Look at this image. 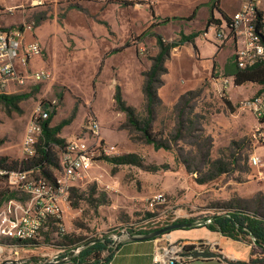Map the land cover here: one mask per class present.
<instances>
[{"label": "rangeland", "instance_id": "374dc122", "mask_svg": "<svg viewBox=\"0 0 264 264\" xmlns=\"http://www.w3.org/2000/svg\"><path fill=\"white\" fill-rule=\"evenodd\" d=\"M55 1L50 0L43 9L26 12L29 17L25 26L31 24L35 28L40 19L48 18V25L54 28L48 41L55 53L51 65L56 67L50 81L31 84L28 92L19 93L27 97L17 105L0 103V168L6 171L22 170V161H27L22 157L21 144L32 112L39 103L51 105L55 113L52 126L74 116L60 137L67 141L72 135H79L86 137L89 144L94 142V137L86 134L83 126L87 115L98 118L96 108L101 77L95 69L90 72L77 69L75 47L85 35L81 30H62L65 1ZM71 1V7L83 9L79 0ZM209 1L93 0L88 4L99 10L92 25L93 35L101 41L109 38L115 49L126 45V52L115 53L113 70L103 80L107 99L103 112L109 126L113 124L111 136L124 132L127 139L121 144L104 139L102 133L101 137L106 143L117 145L122 155H138L144 168L116 166L105 157L97 158L86 182L88 196L80 197L73 190L70 206L65 207L66 234H58L51 221L29 245L21 243L18 246L2 239L0 243L5 250L2 254L0 251V264L5 261L13 262L10 264L46 263L52 261L58 251L76 249L89 241L112 240L122 233L156 231L180 220L211 223L214 217L228 209L264 216V180L255 177L248 163L253 150L254 120L248 113L239 111L243 101L257 94L252 84L236 88L219 82L218 78L227 77L224 70L217 69L212 80L203 83L204 87L201 85L190 91L192 94H185L180 109L175 107L181 98L171 107L154 105L153 129L159 141H173L171 150H157L146 143L143 133L134 131L127 115L116 107L114 95L116 87L120 86L124 101L136 109L137 119L147 118L143 73L151 68L152 59L159 53L155 35L171 42L180 39L181 31L196 32L199 20L191 16L198 4ZM249 1L211 2L234 15ZM205 6H201L197 17L207 12L210 18L209 8ZM206 27L207 23L202 24V34ZM66 43L69 44L68 52L64 49ZM230 43L226 41L222 47ZM233 56L234 53L231 58ZM43 58H49L45 49ZM227 101L232 103L231 107ZM218 161L226 165V172L201 184L200 180L213 175L212 163ZM155 168L158 170H151ZM32 176L43 178L38 171ZM157 194L164 195L165 201L150 208V200ZM0 195L21 201L28 198L12 189L6 177H0ZM242 243L255 252L254 259L264 258L261 248Z\"/></svg>", "mask_w": 264, "mask_h": 264}, {"label": "built area", "instance_id": "2783aa9c", "mask_svg": "<svg viewBox=\"0 0 264 264\" xmlns=\"http://www.w3.org/2000/svg\"><path fill=\"white\" fill-rule=\"evenodd\" d=\"M44 3L46 0H38ZM2 8L0 6V14ZM260 14H263L260 17ZM264 0H250L230 17V24L224 22L221 27L213 26L202 34L207 38L214 30L219 46L226 41L231 42L234 49V62L240 69H248L256 64H264ZM25 29L33 27L3 28L0 26V95L11 94V85L18 88L28 83H43L52 78L51 71L46 66H40L35 71H19L18 66L27 67L36 58L44 57V49L39 41L27 43ZM232 77L223 81L228 85ZM240 111L254 116L263 124L264 121V88L256 95L242 102ZM52 112L51 105L39 103L34 108L21 144V154L25 160L33 159L37 155V146L42 137L43 125ZM83 130L94 137L89 144L84 136H75L66 143L65 149L60 153L61 171L54 183L42 177L34 178L32 173L20 171H6L0 168V177H6L9 186L28 198L25 201L10 199L0 208V241L2 239L14 243L34 241L41 231L51 221L59 227L62 234L64 228L65 207L70 206V193L80 188L90 178L96 159L100 157L112 158L118 150L116 145L106 143L102 137V127L99 119L89 114L86 117ZM253 150L249 155L248 163L255 172V177L264 179V126H258L251 134ZM165 201L164 195L157 194L150 200L149 207ZM137 232V231H136ZM122 233L113 238L112 250H117L118 242L126 236L149 232ZM14 245V244H13ZM193 245L184 241H171L158 244L153 256L154 264H191L193 260L189 248ZM116 249V250H115ZM4 248L0 243L1 254ZM66 250L58 251L52 259L54 262L65 255ZM0 254V255H1ZM47 263V262H46ZM45 264V263H41Z\"/></svg>", "mask_w": 264, "mask_h": 264}, {"label": "crops", "instance_id": "0c3cea01", "mask_svg": "<svg viewBox=\"0 0 264 264\" xmlns=\"http://www.w3.org/2000/svg\"><path fill=\"white\" fill-rule=\"evenodd\" d=\"M64 1L65 2L63 6H65L66 8V16L64 18L62 30H81L85 35L84 38H81V40H79L75 47L74 60H76L77 62V69L81 70L82 72L86 69H88L89 72L90 70L95 69L97 74L101 77L102 82L99 83L101 87H99L98 91V106L96 109L97 116L99 118V121L101 122L102 135L104 139L109 140L110 142L124 144L125 140L127 139L126 133H117L113 136H111L110 134V129L113 127V124L109 126L103 112L107 101V99L105 98V91L103 89V80L109 77L110 72L113 70L112 63L114 62L115 53H119V51L121 50L123 51V53L126 52V45L120 47L119 49H115V44L111 42L109 38L101 41L98 37L93 35L92 25L95 17L99 14V10L96 9V7L88 5L91 4L93 0H79L81 6H83V9H80L78 7H71V3L73 2L71 0ZM48 2H50V0H46L42 4L39 3L38 0H0V6L2 8V12L0 14V26L3 28L26 27V18L29 17V15H27L26 13L27 10L34 11L43 9ZM54 2L56 1L54 0ZM209 2L201 3L196 6V9L199 6L200 7L198 8L196 17L194 18V20H196L197 18V20H199L197 31L194 32L199 34V36L195 39V43H188L173 49L168 60L165 63V68L167 71L160 75V84L156 88V93L158 98L160 99V104L164 106H173L186 93L193 91L199 86L203 85L205 81H211L213 78L212 73L214 65H217V69L224 70L225 66L230 61L229 58H231L234 53L235 47L234 45H232V43L228 44L226 47L219 46L214 30L210 31L207 38H204L202 36V33L200 32L202 24L205 25L209 18L207 12H203V15H201V17H197V14L200 8L204 7ZM223 11L229 17L232 16L230 12L224 9ZM210 15L211 14L209 9V16ZM214 17L215 19L221 20L223 22V18L218 12L215 13ZM47 19H40L37 22L36 27L32 30L25 29V40L27 43H31L35 40L39 41L43 49L46 50L49 58L47 60H44L43 57L36 58L32 60L27 67L19 65L18 69L21 72H24L26 70L35 71L40 66H46L51 71L53 78L55 74L53 69L54 67H56V65H51V58L55 56V53L52 43L48 41V36L54 31V28H51L48 25ZM56 31L59 33L58 28H56ZM181 32H184L186 35L191 34L186 33V31ZM68 46V43L64 45V49L67 52L69 51ZM218 81L222 82L223 77L218 78ZM31 84L40 83L30 82L22 88L11 85V94L28 92L29 86ZM229 84L236 87L234 85V79H230ZM252 86L256 88L255 92L260 91L262 88V86L257 84H252ZM242 87L243 86L236 88ZM249 115L254 120V126L252 130H254L258 126H264V121L263 124H259L254 116H252L251 114ZM75 136L76 135H72L71 138H69L67 141L65 140L66 143ZM117 150V156L114 157L122 156L121 150L118 146ZM73 190L85 191L86 184L82 185L80 188ZM169 240L184 241L193 245L195 252H209L216 255L213 258L193 257L191 264H227L217 255H223L230 261L242 262L244 264H250V260L252 258V251L250 246L242 242L234 241L232 239L224 237L219 233L211 232L206 227H198L191 229L174 230L156 239L125 242L121 244L119 248L114 252L110 264H154L153 256L157 245L161 243H167Z\"/></svg>", "mask_w": 264, "mask_h": 264}, {"label": "trees", "instance_id": "16d2710c", "mask_svg": "<svg viewBox=\"0 0 264 264\" xmlns=\"http://www.w3.org/2000/svg\"><path fill=\"white\" fill-rule=\"evenodd\" d=\"M212 1V0H211ZM206 4L210 9V18L207 22L206 30L213 26L221 27L224 22L230 24V17L220 8L212 2ZM200 7V6H199ZM193 12L191 18L196 17V12L198 8ZM218 12L222 18L221 20L215 19L214 15ZM263 14H260L262 17ZM153 17H155L153 13ZM169 19L165 20V23ZM264 25L260 26L259 29H262ZM23 28V27H21ZM199 36L198 33H191L186 35L184 32L180 33V39L177 41L166 42L161 35H155L157 38V46L159 48V53L156 57L152 59L153 63L151 68L143 73L145 78L143 85V93L147 100V118L143 121H140L136 117V109L128 106L123 99L121 88L118 86L114 95L116 102V107L119 111L125 113L128 118V123L134 129V131L143 133L146 143L153 145L155 149L160 150H171L172 142L170 141H159L158 136L153 129V120H154V105L160 104V99L157 96L156 88L160 84V75L165 73L167 70L165 68V63L168 60L170 53L173 49L183 46L185 44H194L195 39ZM235 58L233 57L224 68V76L232 77L234 79V85L236 87H241L246 84H257L264 88V64L259 63L255 66L248 69H240L234 62ZM217 70V65H214L212 76H215ZM204 87V84L202 85ZM189 95L192 92L188 93ZM27 95L14 94V95H0V103H3L7 106H15L18 102L26 98ZM185 95L181 97L179 103L176 105L175 109L178 110L181 107L182 102L185 99ZM228 106H232L230 101L226 102ZM52 113L50 114L49 119L43 125L42 137L37 146V155L30 160L22 161V170L20 172H29L34 173L38 171L41 173L44 179L50 183L56 181V176L61 171L60 163V153L66 147V141L60 134L62 130L70 125L74 120V116L70 119L63 120L58 125L52 126ZM180 135V134H179ZM179 135H176V138H179ZM175 139V138H174ZM108 162L116 166H136L144 168V163L141 158L136 154H125L119 157L105 158ZM212 168L214 170L213 175L209 178L200 180L201 184L215 180L218 176L226 172V165L221 161L213 162ZM152 171H157L158 169H151ZM216 171V172H215ZM76 194L81 196H88L85 191L76 190ZM72 194V193H71ZM6 196L0 195V205L10 200L6 199ZM71 198V196H70ZM92 199V197H91ZM184 222H195L192 220H183ZM53 225L58 231V234H62L58 226L55 225V221H52ZM200 227H206L208 230L214 233H219L224 237L232 239L234 241L246 242L250 245L258 246L261 248V253L264 254V216L259 215L258 213H249L243 210H233L228 209L226 213L218 215L213 218L211 223L204 224ZM198 228V227H194ZM154 231H149L151 233ZM146 233V234H147ZM145 234V233H144ZM29 245L33 241L19 242L15 243L16 245ZM63 246V245H62ZM85 246L81 252L73 256L70 261L61 264H110L114 250H112V241L110 239H98L85 243ZM194 247H190L191 251ZM73 250V249H71ZM70 249L66 251L65 255L61 256L59 260H63L69 255ZM116 250V249H115ZM255 252L251 253L250 264H263L264 258L254 259Z\"/></svg>", "mask_w": 264, "mask_h": 264}, {"label": "water", "instance_id": "95a60500", "mask_svg": "<svg viewBox=\"0 0 264 264\" xmlns=\"http://www.w3.org/2000/svg\"><path fill=\"white\" fill-rule=\"evenodd\" d=\"M175 222V221H174ZM173 222V223H174ZM170 224V225H167L161 229H158L154 232H151V233H145V234H138V235H129V236H126L124 237L123 239H121L118 244H117V248H119V246L125 242H128V241H138V240H151V239H156V238H159L171 231H174V230H178V229H191V228H194V227H200L204 224H207L206 221H202V222H185V223H175V224ZM85 246H82V247H79V248H76V249H73L69 252V255L67 257H65L63 260H60L58 262H54V261H50V262H47L45 264H61V263H65L67 261H70L71 258L73 256H76L78 255L81 250L84 248ZM192 256L194 258H213L215 257L216 255H214V253H209V252H195L194 254H192ZM219 258H221L225 263L227 264H244L242 262H235V261H230L228 260L227 258H225L223 255H217ZM24 262V261H23ZM23 262H20V263H23ZM10 263H13L11 261H5L3 262L2 264H10Z\"/></svg>", "mask_w": 264, "mask_h": 264}, {"label": "flooded vegetation", "instance_id": "af4514ba", "mask_svg": "<svg viewBox=\"0 0 264 264\" xmlns=\"http://www.w3.org/2000/svg\"><path fill=\"white\" fill-rule=\"evenodd\" d=\"M175 223H185V222L183 220H180V221L174 222L173 224H175Z\"/></svg>", "mask_w": 264, "mask_h": 264}]
</instances>
